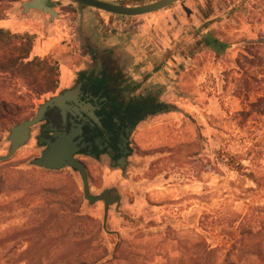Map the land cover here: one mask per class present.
Returning <instances> with one entry per match:
<instances>
[{
	"label": "rangeland",
	"instance_id": "rangeland-1",
	"mask_svg": "<svg viewBox=\"0 0 264 264\" xmlns=\"http://www.w3.org/2000/svg\"><path fill=\"white\" fill-rule=\"evenodd\" d=\"M20 1L0 0V19ZM56 4L73 39L38 57L57 68L56 91L91 68L95 52H107L126 81L124 96H153L169 110L135 126L123 167L82 161L93 195L119 197L106 230L104 203L84 200L77 172L31 164L42 150L33 127L0 162V264H264V0H180L136 17L82 7L87 24L100 18L90 53L77 39V5ZM106 31L121 39H104ZM10 48L0 47V59L15 54ZM32 86L19 82L18 94ZM56 91L31 95L11 113L0 156L10 129Z\"/></svg>",
	"mask_w": 264,
	"mask_h": 264
},
{
	"label": "flooded vegetation",
	"instance_id": "flooded-vegetation-1",
	"mask_svg": "<svg viewBox=\"0 0 264 264\" xmlns=\"http://www.w3.org/2000/svg\"><path fill=\"white\" fill-rule=\"evenodd\" d=\"M92 59L93 66L79 74L75 83L68 89L74 93L67 105L75 115L66 111V122L63 124L60 109L47 112L45 119L35 125L37 145L41 146L42 150L45 148L46 145H41L38 137L50 138L53 134L51 128L66 132L71 129L75 132L80 130L78 136L88 145L80 148L74 155L76 159L81 162L90 159L110 167H119L131 153L130 136L139 123L137 117L146 111H137L136 107L139 103L153 107L159 103L154 102V97L149 95L137 98L124 96L126 81L107 52H96ZM63 92L64 90L56 91L51 97Z\"/></svg>",
	"mask_w": 264,
	"mask_h": 264
},
{
	"label": "water",
	"instance_id": "water-1",
	"mask_svg": "<svg viewBox=\"0 0 264 264\" xmlns=\"http://www.w3.org/2000/svg\"><path fill=\"white\" fill-rule=\"evenodd\" d=\"M69 1L75 3L79 10L82 7H87L112 15L136 17L157 12L180 0H160L141 7L119 6L103 0ZM73 93L74 92L72 91L66 90L59 95L49 98L38 106L35 114L30 119L24 120L14 125L10 129L7 138L10 143L8 153L5 156H0V162L10 159L29 141L31 128L42 122L45 119V114L47 112L53 109H60L62 113L63 124L66 122V111L70 112L71 115H75L67 105V103L71 101ZM77 128L79 129L80 127L77 126ZM51 131L53 134L50 136V138L38 137L40 144L46 146L40 153V156L31 161V164L37 168L48 171H59L64 168H70L77 172L80 176L84 200L90 204L100 201L104 203L103 230H106L108 212L112 205L120 204L119 197L112 195L113 190H104L98 195H93L90 192L86 167L81 161L74 157L80 148H84L88 145L82 141L81 137L78 136L80 134V130H78L77 133L72 129L69 132H66L64 130L58 131L56 128H51ZM123 166L124 163L121 164V167Z\"/></svg>",
	"mask_w": 264,
	"mask_h": 264
},
{
	"label": "trees",
	"instance_id": "trees-1",
	"mask_svg": "<svg viewBox=\"0 0 264 264\" xmlns=\"http://www.w3.org/2000/svg\"><path fill=\"white\" fill-rule=\"evenodd\" d=\"M6 46H13L10 49L16 55L13 54L8 59H0V135L7 126L8 118L12 117L11 113L13 111L20 113L22 106L26 108L31 95L39 97L43 94L53 93L57 90L59 83L58 70L51 66L47 59L30 58L33 36L15 35L0 29V47ZM19 82L30 83L33 86L28 88L25 95L18 94ZM136 109L137 111L146 109L144 113L138 115L137 122L143 121L147 115L169 110L162 104L153 107L144 103H139ZM242 233L243 236L244 232ZM248 234L250 233L248 232Z\"/></svg>",
	"mask_w": 264,
	"mask_h": 264
},
{
	"label": "crops",
	"instance_id": "crops-1",
	"mask_svg": "<svg viewBox=\"0 0 264 264\" xmlns=\"http://www.w3.org/2000/svg\"><path fill=\"white\" fill-rule=\"evenodd\" d=\"M57 1L58 0H21L18 4L13 5L12 8L6 11V17L0 19V29L7 30L14 34H28L33 36V40H45L42 45L41 43L39 44L41 41H36L33 47L34 57H40V55L45 56L56 46L58 41L73 39V34H71L66 27L69 17L67 15H61V12L59 11L60 8L59 10L57 9ZM85 9L86 8H81L79 10L77 8L80 17L77 39L83 46V51L90 53L91 44L93 43L92 40H94V37L96 36L94 35V37H90V34L92 32L94 33L97 20H100V18L95 19V17H90L88 19L90 22L87 24V21H85L84 18L86 15ZM97 31H99L100 34V30L98 29ZM107 32L110 34V31H106V33L104 32V39H121L117 33L107 36ZM92 56L95 55L93 54ZM80 73L82 74L84 72ZM70 87L71 86H65L59 90L66 91Z\"/></svg>",
	"mask_w": 264,
	"mask_h": 264
}]
</instances>
